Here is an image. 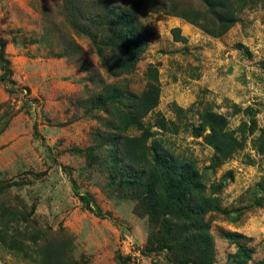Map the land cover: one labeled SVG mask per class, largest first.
I'll return each instance as SVG.
<instances>
[{
	"label": "rangeland",
	"instance_id": "1",
	"mask_svg": "<svg viewBox=\"0 0 264 264\" xmlns=\"http://www.w3.org/2000/svg\"><path fill=\"white\" fill-rule=\"evenodd\" d=\"M128 8L147 47L114 77L105 64L113 35L92 27L96 45L79 33L67 0H0L12 70L4 79L0 65V225L13 233L19 214L31 217L29 231L63 233L72 243L61 264H179L187 231H197L183 217L195 202L209 210L210 264H264V0L219 38L189 23L176 33L175 17L157 8ZM124 95L158 103L133 115ZM226 132L239 143L207 142ZM185 166L202 186L170 208ZM0 264L36 263L0 243Z\"/></svg>",
	"mask_w": 264,
	"mask_h": 264
},
{
	"label": "trees",
	"instance_id": "2",
	"mask_svg": "<svg viewBox=\"0 0 264 264\" xmlns=\"http://www.w3.org/2000/svg\"><path fill=\"white\" fill-rule=\"evenodd\" d=\"M254 1L200 0V5L195 7L193 5H185L184 3H188L185 0H67V6L71 10L69 13L71 25L79 33L90 36L96 45H98V40L91 33L92 27H96L104 33L108 32L113 35L109 47L110 53L105 57V64L109 74L115 77L128 68L130 69L136 66L147 47V31L132 15V9L128 8L129 6L137 5L152 9L157 8L167 15L182 19L200 28L210 37L219 38L224 36L237 24L239 14L252 5ZM174 31L179 34L181 33L180 29ZM177 36V41L185 40L182 37L180 38L179 35ZM98 51L103 56V50L99 48ZM0 65L4 73V79L10 78L12 75L11 64L7 59L5 43L3 41L0 42ZM90 73H92L93 77L97 76L94 72ZM92 81L94 84L98 83V80L95 78H92ZM122 99H124L123 107L128 113L135 115V112L142 110V113L140 111L139 113L143 117L148 115L158 103V99L155 98L142 103H139L136 98L127 95H124ZM115 100L117 101V98L113 99V101ZM212 116L215 121L220 118L215 114ZM220 119L223 120L220 130H223V125L226 124V120L224 118ZM219 139H222L221 141L226 146L239 143L234 134L229 132L221 133L218 137H209L207 142L218 149L220 147L218 143ZM109 154L111 156L113 155L116 164H125L124 157L120 155L121 149L116 145L111 147ZM156 159L158 164L165 166V168L168 167V162L162 155H157ZM184 168L185 171L181 170L179 173L182 179L179 182L177 190L173 193V200L171 202L168 201L170 208L175 202H180L179 204L182 205L187 200H193L192 194L194 190L202 186L196 182L199 178L197 171H193L187 166ZM181 184H184L185 189L182 192H178ZM3 192L4 189H0V196ZM184 198L187 200H184ZM196 205L195 202H192L189 207L190 212L185 213L183 216L189 221L188 223L190 225L192 224L196 227L197 231L195 234L191 230L187 231L188 233H186L185 238L189 242V245H185L186 248L185 246H180V249L183 247L184 250L177 251L178 260L180 261L179 264L211 263L209 258L212 250H214L215 240L210 233V227L204 220L209 210L207 207ZM32 212H35V207ZM0 213L2 215L0 219L4 221L7 215L6 208H3ZM96 214L101 216L99 213ZM225 214L228 218H231L229 213ZM30 220V216L13 215L12 221L20 228L16 226L17 228L12 233L13 230L9 224L4 226L0 225V243L9 250L24 253L30 261L32 260L36 264H61L59 258L68 252L72 243L69 241L70 238L63 233H53L50 235L47 233L39 234V231H29ZM196 249H198L197 253H202V255L206 256V259L200 254L202 259H196L193 256ZM244 251H247L246 247ZM248 258H251L250 253H248Z\"/></svg>",
	"mask_w": 264,
	"mask_h": 264
},
{
	"label": "crops",
	"instance_id": "3",
	"mask_svg": "<svg viewBox=\"0 0 264 264\" xmlns=\"http://www.w3.org/2000/svg\"><path fill=\"white\" fill-rule=\"evenodd\" d=\"M173 19L174 20L172 21V23L174 24L175 28H180V30H183L185 33L189 31L188 29L189 25L187 24V22H184L182 19H179V18H173ZM184 36L185 38L190 39V37H188L187 35H184Z\"/></svg>",
	"mask_w": 264,
	"mask_h": 264
},
{
	"label": "bare ground",
	"instance_id": "4",
	"mask_svg": "<svg viewBox=\"0 0 264 264\" xmlns=\"http://www.w3.org/2000/svg\"><path fill=\"white\" fill-rule=\"evenodd\" d=\"M232 111V110H231Z\"/></svg>",
	"mask_w": 264,
	"mask_h": 264
}]
</instances>
